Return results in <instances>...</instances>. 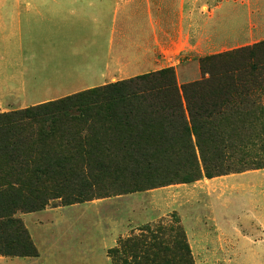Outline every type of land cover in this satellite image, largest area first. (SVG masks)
Here are the masks:
<instances>
[{"label":"rangeland","instance_id":"obj_1","mask_svg":"<svg viewBox=\"0 0 264 264\" xmlns=\"http://www.w3.org/2000/svg\"><path fill=\"white\" fill-rule=\"evenodd\" d=\"M124 8L105 84L78 92L164 68L181 92L202 79L200 60L264 41V0H126ZM258 103L211 124L227 147L226 173L214 178L264 167V94ZM25 108L9 102L0 114ZM193 156L203 172L197 148ZM211 181L202 174L123 193L118 179L104 177L74 202L76 191L50 182L37 195L0 191V264H264L240 217L227 214V198L241 203L242 189L212 193Z\"/></svg>","mask_w":264,"mask_h":264},{"label":"trees","instance_id":"obj_2","mask_svg":"<svg viewBox=\"0 0 264 264\" xmlns=\"http://www.w3.org/2000/svg\"><path fill=\"white\" fill-rule=\"evenodd\" d=\"M199 67L202 79L181 92L164 68L0 114V191L37 195L50 182L55 191H76L74 202L104 177L129 193L224 175L227 147L211 124L259 104L264 41L206 57ZM178 154L186 160L171 161Z\"/></svg>","mask_w":264,"mask_h":264},{"label":"crops","instance_id":"obj_3","mask_svg":"<svg viewBox=\"0 0 264 264\" xmlns=\"http://www.w3.org/2000/svg\"><path fill=\"white\" fill-rule=\"evenodd\" d=\"M125 1L0 0V111L105 84ZM209 180L212 193L242 189L241 203L227 198V214L240 217L241 234L264 260V169Z\"/></svg>","mask_w":264,"mask_h":264}]
</instances>
